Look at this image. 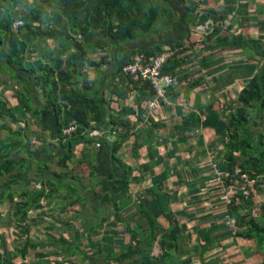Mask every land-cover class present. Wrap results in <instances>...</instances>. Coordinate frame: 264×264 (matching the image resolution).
<instances>
[{
    "label": "trees",
    "instance_id": "1",
    "mask_svg": "<svg viewBox=\"0 0 264 264\" xmlns=\"http://www.w3.org/2000/svg\"><path fill=\"white\" fill-rule=\"evenodd\" d=\"M31 1L30 3L28 0H0V73L7 74L8 77L2 89L6 88L9 81L15 83L20 73H27L30 75L34 74L35 83L41 87L44 94H48L51 103L56 104L55 94L59 91L60 98L66 105L65 108H62L64 112L57 135L59 140L57 148L61 151L57 164L66 171L60 174L55 173V177L66 178L67 173L70 172L68 171V164L72 162H80L86 165L89 169L90 177H92L96 169L94 167L95 158L89 155L88 150L83 147L90 144L95 146V143H99V147L104 145L112 150L111 159L113 163L117 164L124 172L120 200L117 201L115 197H111L108 203L114 208L115 223L121 225V237L118 238L116 243L119 246L118 254L117 250L115 252L114 249H103L105 247L103 244L95 246L90 242L88 243L89 247L93 246L95 249V253L92 251L90 255L93 253L98 256L106 255V260L102 259L99 262L97 259H89L82 256L87 255L88 252L82 250L80 246L73 242H68L62 237L56 238L53 236L51 232L54 227L47 230L48 240L34 244L27 240L29 213L34 209L41 211L42 208L39 206L41 202L47 203L48 206L53 205L56 199L52 200V197L58 191L57 189L45 191L44 188L31 190L26 189L23 184L20 190L11 189L13 185L18 184L20 178L19 176H14V173H28L30 170L29 164L32 162V153L28 150L30 143L25 126H18L17 130L14 131L11 127L13 124L16 125L22 121V116L16 114V107H19L25 113L30 112L29 97L19 93L18 99H16L17 105L14 106L3 96L1 89L0 202H5L13 207L12 219L15 225L13 228L16 229V232L18 231L17 234L20 237L25 238L24 241L26 242L10 250L6 247V240L1 237L0 264H14V256L24 259L27 256L26 254H28V250L36 249L39 252L36 255H31L33 259L37 260L33 264H73L69 258L76 255H80L81 261L85 264H212L211 259L208 258V252L215 247L213 238L208 236L210 231L208 229L195 228L190 233L188 225L195 222L196 217H193L192 214L189 215L188 212H184V217H181L180 213L178 214L177 212L173 214L171 206L167 202L163 184L167 181L166 172L172 170L169 167L170 165L163 164L165 165L164 171L153 178L154 183L149 191H145V194L143 192L141 194L139 189L136 191L138 205L136 206L135 216L130 215L127 217L123 214L124 211L128 212L127 208L124 210V205H129L130 183L134 181L135 184L139 185L142 182L141 176L143 172L152 171L164 162V157L160 155L157 147L160 144L156 142V138L159 137L157 130L162 128L163 125L156 123L153 117H149L148 123L150 125H146V128L142 127L138 132H136L137 130H132L130 125L122 120L124 115L135 113L132 108H124L117 116L111 115L108 118L107 114L102 113V99L97 96V93H84L71 82L74 77L71 76L69 70L60 71L63 65L61 58L69 51L72 50L76 53L67 58L69 64H73L79 61L83 55L84 58L87 55L82 52L81 45L74 41L73 35L76 31H82L85 34L90 29L99 28L103 26V23L108 22L113 49L124 52L125 43L136 40L138 34H148L152 30L154 23L158 20L160 10L158 8H149L141 11L140 0H54V5L58 9L57 14L59 15L56 18V25L59 31L54 36V32L51 34L42 32L40 27H38L42 22L44 13L35 11L32 8V3L34 4L33 7L35 6V0ZM211 13L218 15L216 12H207L208 15ZM83 14L86 16L82 17V19L79 18ZM227 14L228 12L224 15ZM224 17L221 16L218 20L215 19V23L222 25ZM63 18L65 19L64 23L61 21ZM19 21L23 22V26L16 30L13 29V25ZM45 21H49V19L45 17ZM69 29L71 34L68 32ZM216 33L218 34L219 31L214 30L212 36ZM226 33H229V30ZM71 35L72 37H70ZM212 36L204 38L202 43L206 45L204 49L208 48L210 37ZM44 38H53L57 45L51 67H43L39 63L31 64V62L25 60L24 54L27 46L31 45L35 40ZM69 41H71L70 44ZM225 41H228V37L221 38L216 44H222ZM226 45L227 50H242L248 58L253 60L250 65L252 74L249 79H246L245 87L237 93L235 99L237 106L234 109L230 107L231 111L226 115H221L222 112L218 110V108L220 109L219 103L217 101L216 103L211 102L207 107V114L204 119L201 118V109L198 108L196 112L184 117L182 126L187 128L189 132L210 129L209 131L215 134L210 137L211 140L208 145L211 146L214 140L218 143L220 150L216 153L219 159L216 164L217 168L233 171L232 168L239 164L242 170L258 180L257 184L252 187L250 199H246L240 194L238 195L241 203L247 204L248 200H252V206V202H256L254 197L259 190L260 177L264 174V36L259 40H245L237 36ZM94 47L102 51L107 50L103 44L95 43ZM136 53L140 52H135L132 55ZM143 53L148 56H155L162 52L159 51L155 54L152 51H147ZM193 57H196L195 53ZM204 62L202 61V63ZM90 65L95 67V64L90 63ZM123 66L119 71V75L122 74ZM207 66L208 64L201 66V68ZM222 68L218 67L216 70H222ZM164 72H167L166 69H164ZM63 76H65L68 86H60L59 81H63ZM19 81L21 83L24 82L25 85L27 77H21ZM142 90L145 91L143 93L147 94V96H154V91L149 83L143 84ZM14 94L16 96L15 91ZM172 94H176V92L172 90ZM60 111L61 107L57 106V112ZM222 116H225L226 119L223 120ZM57 117L60 118L59 115ZM5 120L11 125L7 126L2 123ZM72 122L76 123L77 131L66 141L62 142L61 131ZM100 124L111 125L107 138L103 135L95 136L96 131L94 130ZM256 129H260V131L257 132ZM133 136L136 137V141L133 142L134 149L145 145L150 149L148 154L149 162L141 164L138 169L139 177H132L131 174L134 169L117 156L124 143ZM80 145L83 146L82 150L78 148ZM190 147L192 148V146ZM93 149L91 146L92 154ZM75 153L79 154L75 155ZM175 153L176 150L174 151ZM20 154H22L21 157H19ZM93 156H96V154L94 153ZM205 157L203 161H211L213 163V160L208 159L207 156ZM214 161L216 162V160ZM51 162V159L45 162L40 172L45 169L48 170V165ZM172 166L173 170L177 169V166H179L178 162L175 161ZM39 174V172L36 173L37 176ZM213 177L214 172L211 171L209 176L205 174L199 178L204 184V182H210ZM74 179L75 176L73 177ZM47 185L55 186V183L52 182ZM68 189V196L63 197V199L71 200L70 205L86 202L78 194L75 183ZM15 197L18 199V203L13 202ZM196 197H192L190 198L191 200L189 199L186 202L194 205L195 202L200 201ZM230 200L231 206L224 207L225 214L222 217H218L223 225L222 230L227 221L234 220L235 224L233 226L236 231L234 238L254 242L259 251L264 253V227L260 224L259 218L251 213L242 214L240 212L241 203L236 205L235 196L231 197ZM171 202H174V200H171ZM60 212L62 213L63 210ZM79 216L81 215L79 214ZM88 220L91 221L90 218ZM165 220L168 221L167 225L163 222ZM106 221V218L102 219L100 225L108 227L110 224H107L109 221ZM160 221L167 228L161 229L159 227ZM81 225L83 227L86 226L85 224ZM96 228L97 226H93L88 233L90 235H98L97 231L94 230ZM193 234L195 236L194 240L192 239ZM102 242L111 245L107 238H103ZM47 248L54 249V251L50 254H45L50 252L47 251ZM51 255H55V260L47 259ZM125 261L129 262L125 263Z\"/></svg>",
    "mask_w": 264,
    "mask_h": 264
},
{
    "label": "crops",
    "instance_id": "2",
    "mask_svg": "<svg viewBox=\"0 0 264 264\" xmlns=\"http://www.w3.org/2000/svg\"><path fill=\"white\" fill-rule=\"evenodd\" d=\"M28 1L30 3L32 2L31 0ZM54 3V0H35V6L33 7L34 4L32 3V8L38 13H44L42 15V22L38 26L41 31L48 32L49 34L54 32L53 35L56 36V33L59 31L57 28L58 26L56 25V18H58L59 15L57 14L58 9ZM149 8H158L160 10L158 20L154 23V29L152 28L148 34H138V38L136 40L125 43L124 52L113 49V41L110 39L108 30V22L103 23V26L99 28L90 29L85 34L82 31H76L73 35L74 41L81 45L82 52L87 55L85 58L83 55L79 61L69 64L67 62V58L76 54L72 50L69 51L61 58L63 65L60 71L69 70L71 76L74 77L71 82L74 86L80 88L84 93H97V96L102 99V113L107 114L108 118L111 115L117 116L124 108H132L135 113L132 115H124L122 120L127 122L134 131L141 128L139 126L140 123H142L143 127L146 128V125H150L148 123L149 117H153L156 123L163 125L160 129L165 132V134L161 137L164 149L168 148L166 142L169 140L170 142H178V146L183 145L182 143H185L187 147L192 146V152H195V149L202 150V145L205 146V142L201 140L198 142H191L189 138L184 139L185 137H183V134H180L184 131L187 133H194L189 132L187 128L182 126L183 119L190 113L196 112L198 108L201 109L200 116L204 119L207 114L206 111L208 105L211 102L216 103V101L219 103L218 106H220V108L227 110L226 113L229 112L228 108L230 104L229 102H223V99L225 98L228 100V94L238 85V83L236 81V84L232 85V80L235 81L236 79L233 77H227V75L223 74L226 73V69L234 67V61L241 62L242 66L251 70L250 65L253 63V60L248 58L242 50H227L225 45L226 42L229 41V38L224 44L217 45L216 42L221 40L223 36L229 37L231 34L234 36H240L245 40H259L262 38L264 36V0H140L141 11H145ZM208 11L213 13L216 12L218 15L212 13L208 15ZM226 12H228V14L224 15ZM85 16L86 15L83 14L79 18L82 19V17ZM221 16H225L222 25L220 23H215V19L218 20ZM45 17H47L49 21H45ZM61 21L64 23L65 19L63 18ZM214 30H218L219 33L212 36ZM228 30L229 33H226ZM68 32L71 34L70 29ZM204 36H212L210 37L211 39L208 44L209 48L207 51H204L205 53L203 57H198L197 49L199 46L197 43L200 42L201 39L204 40ZM70 37H72V35ZM70 43L71 41H69V44ZM95 43L103 44L107 50H99L94 47ZM56 48L57 45L53 38L35 40L31 45L27 46L24 54L26 58L25 60L27 62H31V64L39 63L43 67H51L53 58L55 57L54 53H56ZM189 49H191L190 52ZM147 51H152L155 54L159 51L162 52L161 54L171 53L172 59L165 67L167 71L166 73L176 76L182 81L181 87L178 89H172L176 92V94H172V90H168L166 98L160 100L159 108L154 112L150 111L148 108L149 102L154 98V96H147V94L143 93L145 91L142 90L143 84L146 82H132L128 77L122 74L119 75L121 67L124 64L126 65L129 63L133 53ZM194 53L196 57H193ZM239 56L241 58H239ZM242 58H244V60H242ZM103 60L104 62L102 63ZM203 60L205 61L204 63H202ZM90 63L95 64V67H92ZM207 64V67L201 68V66ZM218 67L223 68L222 70H216ZM197 71L199 72V75H197V73L195 74ZM232 71L235 70L229 69L228 72ZM56 72L58 73V71ZM20 76L27 77V83H25V85L24 82L21 83V81H19L21 78ZM7 78V74L0 73V91ZM62 78L64 79L63 81H59L60 86H68L65 81V76ZM247 78L249 79L250 77H246V79ZM246 79L245 81H247ZM242 88L244 87H240L239 91L242 90ZM14 91L16 92V96ZM2 93L3 96H5L6 99H8L14 106L17 105L16 99H18L17 97L19 96V93H22L23 96L29 97L28 103L30 112L25 113L19 107H16V111H19V115L22 116V121L24 122L25 127L28 128L29 131H34L36 133L34 136L36 137V145H31V147H33V151H30L32 153V162L29 164L30 169L35 171V178H32V180H24L23 176L25 175L26 178V174L23 172H15V176H19L20 178L18 184H16L17 187L12 186L11 189L20 190V185L23 184L26 189L34 190L37 189V187L35 188L34 186L38 184V182L41 183V187H43L45 191H49L50 189L54 190L58 185L62 186V188L63 185L66 187L73 181V177L76 176L71 174V172H69L70 174L67 173V177H69V174L70 179L66 183H62L60 178L55 176L54 178L48 177L47 180L44 181L40 179V171L44 167L43 164L51 159L52 162L48 165L50 168L51 164L55 165V163L58 162V157L61 154V151L57 148V135L59 124L62 121L64 112L62 108H65L66 103L61 100L59 91L55 94L56 104L51 103L48 94H44L41 87L37 86L35 83L34 74L30 75L27 73H20L17 81L15 83L9 81L6 88L2 89ZM57 106L61 107L60 112H57ZM57 115H59L60 118H58ZM137 116L140 117L137 118ZM110 129L111 125L100 124L97 125V128L94 131L102 133V135L107 138ZM209 130L210 129H200L195 132L200 131V134L204 133L208 135L212 133V131ZM210 140L211 138L209 141ZM126 143L127 142L124 143L123 148L117 156L119 158L122 157L124 163L128 165L129 162H126L123 156ZM130 145L131 148L134 149L133 139L130 141ZM180 147L182 148V146ZM78 148L82 150L81 145ZM93 148V154H96V156H94V167H106V165H108L113 168V166H115L111 159L112 150L104 145H102V147ZM158 150L162 156L159 148ZM218 150H220L219 147ZM185 152L186 151L184 150L178 154L176 151L174 154V151L172 150L171 156L169 155L170 157L167 160L166 157H164V164L165 162H168V165H170L169 167L172 169L170 170L169 177L167 176V180L169 181L170 189H173V194H176L179 198H184L182 201L180 200V202L189 206L188 209H183L182 212H188L189 215L192 214L193 217H196L195 222L188 225V229L191 230V233L195 228L208 229L210 231L208 236L213 238V244L215 247L208 252V258L211 259V263L264 264V253L259 251L254 242L234 238L236 233L234 230L235 227L231 226L228 221L225 223L226 226L224 225V229L222 230L223 225L218 217H222V215L225 214V208L220 202V197L224 192L222 191L223 187L215 184H213V187L208 186L205 182L199 187H192L191 185L193 184L185 178L184 172H175L173 170L172 165L175 161H177L179 165L184 158ZM78 154L79 153H77V155ZM236 155L238 156V154ZM205 156H207V151L200 153L199 155L196 154L195 157H197L198 163L202 164L206 162L203 161L206 158ZM133 157L130 158L133 159ZM84 166L87 167L86 165ZM100 167L98 169H100ZM177 168L179 169V166H177ZM200 168L202 167L198 166V170L196 169L195 172L192 170L193 180V175H195V173L204 174L203 171L200 172ZM37 172L40 173L38 176L36 175ZM133 172H135V170ZM100 173L95 171L93 176H95V178L98 177L102 179L103 176L100 175ZM142 174H149L150 177L145 179V175H143V178L141 176L142 181H147L146 187L142 188V192L145 194V191H149L153 185V178L160 173H156V171H149L143 172ZM88 175H90L89 172L85 174V176ZM134 176H140L138 170L136 175L132 173V177ZM172 176L175 177V181H171ZM44 177H47V174H44ZM92 177H89V179L91 180ZM112 178L117 179L114 183L117 181L119 183L124 177L116 172V176L112 175ZM260 178L258 187L259 190L256 192L254 197L256 202L254 203L253 201L252 206V200H248L247 204L241 203L240 212L242 214L251 213L254 216H257L260 220V224L264 227V174L261 175ZM110 179L111 177L107 179L108 183H112L110 182ZM52 182L55 183V186L47 185ZM90 183L91 185L99 184L96 181L95 183L90 181ZM132 183H134V181L130 183V186ZM141 183L139 185H141ZM186 183L189 184V188H191L187 191H185L187 186ZM134 185L137 184L134 183ZM116 186L113 185V188L117 190L115 192L116 195L113 194L112 196L115 198L117 195L120 196L121 194V189ZM205 187L207 188V191L210 192L209 196L211 197L212 204L210 203V205H208L207 210L197 212L194 208L195 205L186 201L190 199V196L196 197L197 195H200L201 192L206 189ZM40 189L41 188L39 187L37 190ZM78 194L83 198L87 197V195L85 196L83 194V191L78 192ZM91 198H84L86 201L84 204H90L92 201ZM13 202L18 203L17 197L14 198ZM132 205H134V202ZM41 206H43L41 207L42 211L47 212V208L53 205L48 206L47 203H44V205ZM12 210L13 207L9 206L5 202H0V216L4 217L6 215L7 217L2 221V223H4V230L0 238L3 237L6 240V247L10 250H12L13 247L15 248V246L23 244L22 241L25 240V238L20 237L17 234L18 231L16 232V229L13 228L15 225L12 223ZM38 211H31L29 213V222L27 224L29 227L27 240L33 244L43 240H48L47 230L54 227H42V231H40V229H36L33 226L34 223L32 224L31 221L33 220V214ZM42 211L39 212L41 213ZM52 234L53 236H56L55 232H52ZM47 249V251L50 252L45 254H50L54 251V249L51 250V248ZM55 250L59 251L57 249ZM38 252V249L28 250V254H26L27 256H25V258L28 260L30 255H36ZM49 257L50 259H55V255H51ZM23 260L24 259H21L19 256H14V264H28L24 263Z\"/></svg>",
    "mask_w": 264,
    "mask_h": 264
},
{
    "label": "rangeland",
    "instance_id": "3",
    "mask_svg": "<svg viewBox=\"0 0 264 264\" xmlns=\"http://www.w3.org/2000/svg\"><path fill=\"white\" fill-rule=\"evenodd\" d=\"M153 29H154V26H153ZM230 33H232V32H230ZM223 37H225V36H223ZM235 37H237V36H234L233 34H231L228 37L229 41L226 42V44H229L233 40V38H235ZM203 41L204 40L201 39V41L197 43V45L199 46V48L197 49L198 50V53H197L198 57H203L205 52H202V51L203 50L207 51L208 48H209L208 47V48L204 49V47L206 45L202 44ZM224 43H222V44H224ZM226 46L227 45H225V47ZM190 50L191 49H189V52H190ZM186 54H187V52H186ZM236 58H238V57H236ZM239 58H241V57L239 56ZM228 59H229V57H228ZM242 60H244V58H242ZM233 64H234V67L226 69L225 70L226 73L223 74V75H227V77H233L234 79H236L235 81L232 80V85L236 84V81L238 83V85L236 87H234L232 89V91H230V93L228 94V97H227L228 100L225 99V98L223 99V102H229V104H230V106L228 108V111H231V109H234L237 106V104L235 102L236 94L238 93L240 87H245L244 85L246 84V81H245L246 77H250L251 74H252V70L246 69V67L242 66L241 62L234 61ZM235 66H237V67H235ZM229 69H232V70H235V71L228 72ZM196 73H197V75H199L198 71L195 72V74ZM230 107H231V109H230ZM218 110L222 112L221 115H223V114L226 115L227 114L226 113L227 110H224L223 108H220V109L218 108ZM16 114L19 115V111H16ZM222 118H223V120L226 119L225 116H222ZM2 123H5L7 126L11 125L7 120L2 121ZM18 126L24 127L25 126L24 122L21 121V122H19L16 125L13 124L11 126L12 130L13 131L17 130ZM139 126L142 128L143 124L140 123ZM141 128H139L136 132L140 131ZM143 128H145V127H143ZM157 131H158L157 134L159 135V137L156 138V142H158L160 144L157 147L160 149V151L162 153V156L166 157V160L171 156L172 150L173 151L176 150L178 154L181 151H184V150L187 152V153L186 152L184 153V159L179 164V169L175 168L174 171L175 172H178V171L184 172L185 178L191 184H193V185H191L192 187H199L200 185H202L203 182L200 180L199 177L201 175H205V174L209 176L211 174V171L214 170V167H213V165L215 163L214 160H216V163L219 162V159L217 158V155H216L217 151H219L218 150V147H219L218 143L216 142V140H214L213 143L211 144V146L208 145L210 137L212 135H214V134L213 133H210L208 135L204 134V133L200 134V131L194 132V133H187V132L184 131L183 133H180V134H183V137H185L184 139L189 138V140L191 142L192 141L198 142L200 140L205 142L204 143L205 146L202 145V150L201 149H199V150L195 149L196 151L192 152V148L191 149L188 148L185 143H182L183 145H180V146H182V148H181L180 146H178L179 145L178 142H176V141L170 142L169 140H167V142H166L168 148L164 149L163 148L164 144L162 142V138L161 137L163 136V134H165V132L161 131V129H159ZM256 131L258 132V131H260V129H256ZM26 132L28 134L29 143H30L29 144V146H30L29 147V151L32 152L33 151V147H31V145H36V142H35V138L36 137H34L36 133L34 131H29L28 128H26ZM177 134H179V133H177ZM132 139H133V142L136 141V137H134V136L131 137L127 141V143H126V145L124 147L123 156H124V160L126 162H129L128 166H130L132 169L135 170V172H132V173L136 175L137 170L139 169L137 167H139L141 163L148 162V160H149L148 154L150 152V149L147 146H143V147H140V148H135L133 150L131 148L132 144L130 145V141H132ZM137 143H139V141H137ZM91 146L95 147L94 144H90V145H86L85 147H83V146L82 147L84 149H87L88 152H89V155L94 157L92 152H91ZM174 147H177V148H174ZM206 151H207V158L208 159L210 158L211 160H213L212 161L213 163H211V161H207V162H204L202 164L201 163L199 164L198 160H197V157H195L196 154L199 155L200 153H203V152H206ZM75 155H77V153H75ZM21 156H22V154L19 155V157H21ZM140 156H141V158H140ZM130 157H133V159H131ZM17 158H18V156H17ZM121 159L123 160L122 157H121ZM163 164H164V162L159 164V166H157L156 169L152 170L151 172H155L156 171V173L157 172L161 173L162 171H164L165 165L168 166V162H165V165H163ZM205 164H207V165L204 166ZM50 166L51 167L48 168V170H45L44 172H41L40 179L42 181L47 180L48 177L54 178V176H55L54 174L55 173H61V172H65L66 171V170L61 169L57 165V163H55V165L51 164ZM198 166L202 167V168H200V172L203 171L204 174L195 173V175H193V178H194V180H193L192 179V170L195 172L196 169L198 170ZM99 167L100 166L96 167L95 171H98L99 173L101 172L100 175H102L103 178L102 179L98 178V177L95 178V176H93L92 179L90 180L89 177L91 175L85 176V174L89 172V169L87 167L82 165L80 162H78V163H76V162L69 163L68 164V171H70L71 174L76 175L75 179L69 185H67L66 187H65V185H63V188H62V186L58 185L56 187V189L59 192H56L55 196L52 197V200L56 199V201L54 202L53 206L48 207L47 208V212H44V211L41 210L42 212L40 213L38 210H35V209L32 210L33 212L34 211H38V212H35L33 214V216H32V219H33L32 221L33 222L31 221L32 224L34 223L33 226L36 229H40V231L43 230V229H41L42 227L51 228L52 226H54V229H53L52 232L56 233V236H55L56 238L65 237L68 242H73L77 246H80L82 250L88 252L87 255H82V256L88 257L89 259L90 258L97 259L98 262L100 260H102V259L106 260V255H100V256L94 255L95 249L93 248V246H90V247L88 246L89 242L92 245H95V246H99L100 244H103V245H105V247H103V249H114L115 252L117 250V254L119 252L118 251L119 246L116 243L118 242V238L121 237V233H120L121 225L115 223L114 208L112 207V205H108V203H109V201L111 199L110 197H112L113 194H115V192L117 191V190H115L113 188V185H115V186L117 185L116 187L120 188V189H122V187H123L122 180H120L119 183H118V181L116 183H114L117 179H113L112 175L116 176V172H118L121 176L124 177V172L116 164H115V166H113V168L109 167L108 165H106V167L101 166L100 169H98ZM217 171L220 172L221 169L218 167ZM166 173H167V176L169 177L170 171H168ZM44 174H47V177H44ZM69 174H68L69 177L60 178V181L62 183H66L70 179V175ZM143 175H145V174H142V178H143ZM14 176H15V173H14ZM131 176H132V174H131ZM145 176H146L145 179L150 178L149 174H146ZM110 177H111L110 182H112V183H108L107 182V179L110 178ZM32 178H35V171L33 169H30L28 171V173H26V178L24 177V180L25 179L32 180ZM196 178H198V180ZM81 179H82V181H81ZM172 179H174V180H172ZM172 179H171V181H175V177L174 176H172ZM90 181L92 183H95V181H96L99 184L91 185ZM74 183H75V187L78 190V192H82L83 191V194L85 196L87 195V197H84L85 199H90L93 196L91 198L92 201H91L90 204H88V203L84 204V202H83V203H77V204L73 203V205L72 204L70 205L69 203H70L71 200H69V199L68 200H64L63 199V197L68 196L67 190H69L68 188L71 185H73ZM146 185H147V181L143 180L141 185L138 186V185H134V183H132V185L129 187L130 189H129V194H128V200H129V205L130 204L131 205L130 206L129 205H124V210L126 208L128 209V212L124 211V213H123L124 216L126 215L128 217V216L134 215L136 213L135 210H136V206L138 205L137 204L138 195L136 194V191L139 189V191L142 194L141 190H143L142 188L146 187ZM186 185L187 186L185 188V191H187L188 189H191V188H189V184L186 183ZM206 185L213 187V183L211 182V180H210V182L206 183ZM21 186H22V184L20 185V187ZM41 186H42L41 183L38 182V184H36L34 187L35 188L37 187V189L39 187L43 189V187H41ZM13 187H17V185H13ZM65 188H67V189H65ZM164 188H165V191H166L167 202L171 206L172 213L174 214V213L177 212L178 214L180 213L179 215L181 217H184V212H182V211H183V209H188V207H189L187 205H184V203L180 202V200L182 201L184 198H182V197L179 198V197H177L176 194H173V189H170L168 180L163 184V189ZM209 194H210V192H208L207 188H206L203 192H201L200 195H198L196 197V198H199L197 200H200V201H197V202L194 203V205H195L194 208L196 209L195 211L203 212L204 210H207L208 205H210V203L212 204L211 197L209 196ZM190 198H192V196H190ZM116 200L117 201L120 200V196L119 195L116 196ZM171 200H174V202H171ZM133 202H134V205H132ZM44 203L45 202L40 203L39 206L44 205ZM41 207H43V206H41ZM60 209L63 210L62 213L60 212L61 211ZM178 211H180V212H178ZM79 214L81 216H79ZM6 218H7L6 215L4 217L0 216V236H1L2 232H3V230H4V228H3L4 223H2V221L4 219H6ZM88 218H90L91 221H89ZM92 218H94V219H92ZM105 218L107 219L106 222L109 221V223H107V224H110L108 227H106V225L105 226H103V225L101 226L100 225L102 223L100 221H102V219H105ZM106 222H103V223H106ZM163 222H164L165 225H167V223H168V221H166V220L163 221ZM12 223H14L13 219H12ZM81 224H85L86 226L83 227ZM164 224L160 221L159 222V227L161 229L167 228ZM49 225H51V226H49ZM93 226H97V228L94 229V230L97 231L98 235H90L88 233L89 229L92 228ZM70 227H71V229H69ZM188 230L191 233V230L190 229H188ZM52 232H51V234H52ZM36 235L39 236L38 234H36ZM103 238H107L110 241L111 245L103 243L102 242ZM192 239L193 240L195 239L194 234L192 235ZM22 242L24 244L26 241H22ZM51 250H53V249H51ZM92 251L94 253L92 255H90L92 253ZM47 259H50V257L47 258ZM69 259H70L71 263H73V264H85L84 262L81 261L80 255L73 256V257H71ZM50 260H55V259L53 258V259H50ZM36 261L37 260L33 259L31 257V255L29 256L28 260L25 257H24V260H23L24 263H28V264H31V263L33 264ZM128 262L129 261H125V263H128Z\"/></svg>",
    "mask_w": 264,
    "mask_h": 264
},
{
    "label": "built area",
    "instance_id": "4",
    "mask_svg": "<svg viewBox=\"0 0 264 264\" xmlns=\"http://www.w3.org/2000/svg\"><path fill=\"white\" fill-rule=\"evenodd\" d=\"M23 26V22L19 21L13 25L16 30ZM172 59L171 53L161 55L148 56L140 52L134 54L129 63L124 65L122 75L131 79L132 82L149 83L154 90V98L149 102V110L154 112L159 108L160 100L166 98V93L169 89H178L182 83L176 76L164 72L165 67ZM77 131V125L71 123L61 131L62 142L66 141L73 133ZM95 136H102V133L95 132ZM95 147H99V143H95ZM216 162L214 163V177L211 182L215 185L223 187V194L220 197V202L224 207L231 206V197L235 196V203L240 204L241 200L238 197L240 194L246 199L252 196V187L257 184V179L252 178L249 173L242 170L239 164L235 165L230 170L217 171ZM229 220V219H227ZM231 226L235 224L234 220L228 221Z\"/></svg>",
    "mask_w": 264,
    "mask_h": 264
},
{
    "label": "clouds",
    "instance_id": "5",
    "mask_svg": "<svg viewBox=\"0 0 264 264\" xmlns=\"http://www.w3.org/2000/svg\"><path fill=\"white\" fill-rule=\"evenodd\" d=\"M14 29V28H13ZM133 56V55H132ZM180 79V78H179ZM182 83V82H181ZM72 123H74V122H72ZM76 124V123H75ZM59 141V140H58Z\"/></svg>",
    "mask_w": 264,
    "mask_h": 264
}]
</instances>
